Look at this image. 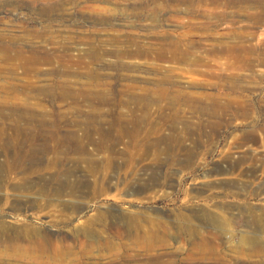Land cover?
<instances>
[{
    "label": "rangeland",
    "instance_id": "1",
    "mask_svg": "<svg viewBox=\"0 0 264 264\" xmlns=\"http://www.w3.org/2000/svg\"><path fill=\"white\" fill-rule=\"evenodd\" d=\"M0 34V264H264V0H0Z\"/></svg>",
    "mask_w": 264,
    "mask_h": 264
},
{
    "label": "bare ground",
    "instance_id": "2",
    "mask_svg": "<svg viewBox=\"0 0 264 264\" xmlns=\"http://www.w3.org/2000/svg\"><path fill=\"white\" fill-rule=\"evenodd\" d=\"M0 50L5 52L6 55H7V53H9V51H14L15 52L14 57L19 60V57H21V53H22L21 51L23 50V48H21L20 46H18L16 44V41L13 37L7 38L5 35L0 34ZM7 57L11 58L9 55H7ZM29 58L33 59V57H29ZM22 60H25V59L23 58ZM18 66H19V64L15 65V67H18ZM23 67L25 68V66H23ZM71 176H72V173L70 172L68 174V177H71ZM17 189H19V187H17ZM55 195L57 197L65 196V194H63L61 191H57L55 193ZM67 209H74V208H73V206H69V207L67 206ZM95 218L98 221L102 220L103 219L102 213H97ZM128 220H126V227L128 229H131L132 224L130 222H128ZM255 223H256L257 227H259V228L261 227L259 220H256ZM6 231H7L6 226L4 224H0V240L3 238L2 236H4ZM86 232L89 233V231H86ZM146 234L150 235V236H146L147 238H151V237L153 239L155 238V235H153L152 233H146ZM20 236L39 237V236H42V234L39 231L33 230L32 228H25V229L21 230ZM42 238H45V236H42ZM259 240L260 239H257V236H250V237L240 236L239 237V245L240 246H245V245L255 246V245H258L261 243V242H259ZM4 243H6V242L4 241ZM152 243H154V241ZM51 248H52V244H48V243H42L41 244V243H36V242H30V244L27 245L26 247H22L19 250H15L14 257L18 261H21L20 263H17V264H38L37 262L40 263L42 256H45L47 253H49L51 251Z\"/></svg>",
    "mask_w": 264,
    "mask_h": 264
}]
</instances>
